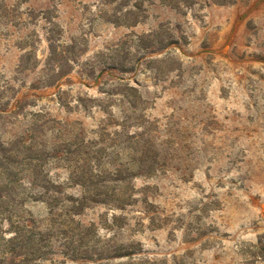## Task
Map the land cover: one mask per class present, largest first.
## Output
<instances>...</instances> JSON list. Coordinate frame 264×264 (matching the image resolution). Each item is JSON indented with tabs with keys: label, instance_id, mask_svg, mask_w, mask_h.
I'll return each instance as SVG.
<instances>
[{
	"label": "rangeland",
	"instance_id": "374dc122",
	"mask_svg": "<svg viewBox=\"0 0 264 264\" xmlns=\"http://www.w3.org/2000/svg\"><path fill=\"white\" fill-rule=\"evenodd\" d=\"M0 264H264V0H0Z\"/></svg>",
	"mask_w": 264,
	"mask_h": 264
}]
</instances>
